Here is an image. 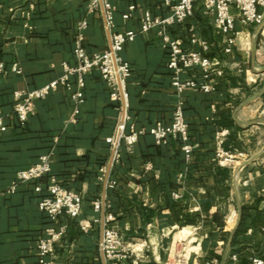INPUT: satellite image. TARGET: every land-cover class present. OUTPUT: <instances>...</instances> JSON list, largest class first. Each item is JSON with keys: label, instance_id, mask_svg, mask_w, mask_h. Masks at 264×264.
<instances>
[{"label": "crops", "instance_id": "crops-1", "mask_svg": "<svg viewBox=\"0 0 264 264\" xmlns=\"http://www.w3.org/2000/svg\"><path fill=\"white\" fill-rule=\"evenodd\" d=\"M110 1L113 33L138 32L121 56L132 69L126 83L128 114L147 133L131 150L122 145L106 186L109 139L123 103L111 99L99 71L86 79V101L76 122L71 121L74 105L63 88L36 103L26 126L14 114L15 92L41 88L63 75L65 63L76 64L82 22L88 24L83 34L89 54L110 48L102 11L90 12L80 0H0V63L5 67L0 72V117L7 128L0 130V264H39L38 245L52 224L39 202L52 178L83 200L79 218L58 222L66 227V235L53 257L55 264H103L101 224L84 233L79 223L101 219L103 209L97 213L93 203L102 202L105 191L106 215L115 216L110 226L131 251L123 264H167L176 238L187 239L186 230L193 248L182 264H250L253 256L264 258L262 28L243 24L235 13L237 41L233 54L227 55L214 15L197 6L194 16L168 35L199 52L202 48L192 43V35L205 40V55L223 75L208 81L211 93H179L172 84L170 49L159 30L140 33L146 13L159 18L171 14L164 0ZM126 14L131 15L128 20ZM14 65L20 74L12 70ZM182 78L203 82L200 73ZM178 107L189 125V144L194 147L190 157L182 143L159 146L149 133L158 124L170 126ZM223 131L228 134L220 147L218 134ZM220 148L233 157L232 163H220ZM50 152L51 174L11 192L18 173ZM243 215L245 231L236 236Z\"/></svg>", "mask_w": 264, "mask_h": 264}, {"label": "built area", "instance_id": "built-area-1", "mask_svg": "<svg viewBox=\"0 0 264 264\" xmlns=\"http://www.w3.org/2000/svg\"><path fill=\"white\" fill-rule=\"evenodd\" d=\"M80 1L87 3L90 12L102 11L105 30L111 36L110 48L104 53L89 54L84 46L85 36L83 34L88 24L86 21L82 22L76 38V64L65 63L63 75L41 88L15 92L14 114L20 125L26 126L34 115L36 103L47 99L52 92L63 88L69 94L74 105L71 121L76 122L80 108L86 101V79L95 71H99L111 90V99L123 103L122 115L114 135L109 139L112 152L115 151L114 162H118L122 145L125 144L131 150L138 143L139 138L147 133L145 129L139 130L128 114L126 83L132 76V69L121 56L125 46L135 40L138 32L113 33L114 9L110 0ZM164 2L169 7L171 14L166 18H159L146 13L142 19L140 33L146 34L156 29L159 30V35L170 49L169 69L173 75L172 84L179 93L190 89L211 93L212 87L208 81L214 75H223L222 71H217L213 61L205 55L208 50V43L205 40L198 38L195 34L192 35V43L199 44L202 48V51L199 52L183 48L178 39H173L168 35L170 29L189 21L194 16L197 6H202L206 13L214 15L215 26L223 38L224 52L227 55L233 54L237 41L235 13L239 15L243 24H254L261 27L264 34V0H164ZM132 11H134V7L130 8V12ZM130 16V14H126L124 19L128 20ZM4 68V64L0 63V72L4 71ZM12 70L18 74L21 73L17 65H14ZM191 73H200L203 82L200 83L195 78L187 80L182 78L184 74ZM124 103L126 112L123 116ZM0 130L2 132L7 130L4 119L1 117ZM149 133L159 146L168 145L171 141H178L183 144V151L187 157H190L193 152L194 147L189 144V125L181 107L175 110L170 126L158 124ZM227 134L228 131L218 134L220 147H222ZM217 156L221 164L233 162V157L229 156L222 148L219 149ZM52 163L53 152H50L43 155L36 165L20 171L11 192H14L19 184L38 181L50 175ZM115 185V183H111L110 187L114 188ZM46 192L47 195L39 202V209L47 215L52 224L39 242L38 257L39 264H55L53 257L66 235V227H60L58 222L61 218L68 220L79 218L83 213V200L77 193L63 187L55 178L51 179ZM93 207L97 213H100L103 209L102 202H94ZM114 221V215L105 216V230L99 249L104 254L107 264H123L130 258L131 251L125 246L121 233L110 226ZM94 224H101V219L97 218L93 222H81L79 228L82 232L88 233L93 229ZM262 231L264 233V227ZM234 260L236 261V257ZM250 264H264V258L253 256L250 258Z\"/></svg>", "mask_w": 264, "mask_h": 264}, {"label": "water", "instance_id": "water-1", "mask_svg": "<svg viewBox=\"0 0 264 264\" xmlns=\"http://www.w3.org/2000/svg\"><path fill=\"white\" fill-rule=\"evenodd\" d=\"M108 36H109V39H110V41H111V36H110V34H108ZM125 112H126V104L124 103L123 116L125 115ZM114 155H115V151L112 152V156H111V159H110V162H109L108 172H107V175H106V181H105L106 186H107V182H108V179H109V174H110L111 168H112L113 163H114ZM102 205H103V212H102V217H101V241L103 240V235H104V230H105L106 191H105L104 196H103ZM101 257H102L103 264H107V262H106V258H105V256H104L103 253H101Z\"/></svg>", "mask_w": 264, "mask_h": 264}, {"label": "rangeland", "instance_id": "rangeland-1", "mask_svg": "<svg viewBox=\"0 0 264 264\" xmlns=\"http://www.w3.org/2000/svg\"><path fill=\"white\" fill-rule=\"evenodd\" d=\"M188 238H189V236L179 246L180 255H182V256L180 257L177 255L176 256L177 258H172V257L169 258L167 261V264H178L179 261H181V264H182V262L185 261L186 258H188L190 255H192L191 249L193 248V244H190V243L188 244ZM189 251H191V252L189 253ZM194 251H197V250L194 249Z\"/></svg>", "mask_w": 264, "mask_h": 264}, {"label": "bare ground", "instance_id": "bare-ground-1", "mask_svg": "<svg viewBox=\"0 0 264 264\" xmlns=\"http://www.w3.org/2000/svg\"><path fill=\"white\" fill-rule=\"evenodd\" d=\"M191 234V232H189V231H184V235H187V236H189V235ZM185 239H186V237L185 236H183V235H181V236H179L178 238H176V240H175V242H174V245H173V247H172V251H171V254H172V258H177L176 256L178 255V256H182V255H180V249H179V246H180V244L183 242V241H185Z\"/></svg>", "mask_w": 264, "mask_h": 264}, {"label": "trees", "instance_id": "trees-1", "mask_svg": "<svg viewBox=\"0 0 264 264\" xmlns=\"http://www.w3.org/2000/svg\"><path fill=\"white\" fill-rule=\"evenodd\" d=\"M245 220H246V215H243L241 223L239 225V228L237 230L236 236L245 231Z\"/></svg>", "mask_w": 264, "mask_h": 264}]
</instances>
